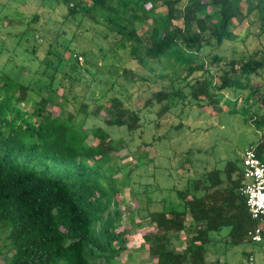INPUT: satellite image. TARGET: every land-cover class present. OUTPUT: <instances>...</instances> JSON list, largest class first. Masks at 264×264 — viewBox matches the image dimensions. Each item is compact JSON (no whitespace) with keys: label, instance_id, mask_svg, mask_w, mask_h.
<instances>
[{"label":"trees","instance_id":"trees-1","mask_svg":"<svg viewBox=\"0 0 264 264\" xmlns=\"http://www.w3.org/2000/svg\"><path fill=\"white\" fill-rule=\"evenodd\" d=\"M252 12L258 18L256 32L236 33ZM48 22L62 28L52 32L45 27ZM3 26L17 30L0 38V256L9 255L6 264H124L116 260L127 242L121 196L134 169L152 159L138 149L134 168L112 158L126 144L76 117L85 114L87 97L98 100L94 114L103 111L107 127L124 126L142 147L171 142V133L183 127L180 120L159 135L154 132L174 107L188 111L194 102L200 111L215 114L221 103L226 115L262 131L248 147L264 164V0H0V30ZM77 34L96 52L75 45ZM248 38L259 41L251 51ZM36 40L45 42L46 50L37 58L38 76L27 83L18 61L21 55H35L25 43ZM235 41L246 55L231 59L224 50ZM116 48L141 72L126 66L118 70L109 60ZM96 75L108 77V87L100 79L94 83ZM163 81L167 84L161 86ZM153 85L157 89L151 90ZM77 86H83L78 95ZM41 91L45 97L30 110L20 107L28 93ZM107 95L108 105L101 106ZM132 96L144 98L141 107L129 102ZM47 105L60 114L46 111ZM144 134L150 142H144ZM186 157L189 163L188 151ZM196 176L184 177L180 189H171L181 201L179 210L165 208L147 191L143 204L135 199L134 212L153 229L142 234L137 250H145L154 264H209L207 247L221 228L227 229L224 246L249 243L246 233L256 222L238 191L240 158ZM186 216L191 235L181 241L177 234L185 230ZM128 217L136 230L133 212ZM171 240L183 247L171 249Z\"/></svg>","mask_w":264,"mask_h":264},{"label":"rangeland","instance_id":"rangeland-1","mask_svg":"<svg viewBox=\"0 0 264 264\" xmlns=\"http://www.w3.org/2000/svg\"><path fill=\"white\" fill-rule=\"evenodd\" d=\"M55 13L56 15L54 14L53 19L57 20V15L60 12L59 10H56ZM257 26V14L256 12H252L248 16V19L244 20L235 32L239 33V31L243 29H248L249 33H254L258 28ZM45 27L52 32L55 31V33L62 28L55 22H48L45 24ZM70 30L73 31V28L70 27ZM16 31L17 30L14 27L7 28L3 26L0 30V38L5 39V34L7 32L15 33ZM259 40L261 41L262 38H259ZM245 43L247 50L251 51L259 44V41L248 38ZM76 44L81 48L96 52L94 44L91 45V43L84 40L80 34L76 35L75 45ZM25 46H28L29 48L34 47L35 55H21L18 64L23 66L20 71L22 79L27 83L30 80L29 82L31 83V80L38 76L37 71L40 67L37 58L44 55L46 43L36 40L33 43H25ZM52 46L59 49V46L54 42ZM226 47L224 54L231 59H238L246 55L245 49L239 41L227 43ZM110 55V62H112L118 70L120 67L126 66L137 72H141L140 67L126 63V55L122 49L116 48L110 51ZM96 59L99 64L100 60H98V57ZM77 61L78 63L82 62V58H77ZM204 62L205 65L209 63L207 57H204ZM90 77H92V74ZM99 79L105 82L104 88L108 87V77L96 75L94 83H97ZM214 82L217 83L215 79ZM165 84H167V81H163L161 86H164ZM82 88L83 86L74 87L73 92L78 95ZM146 88L145 86H142L140 92L145 94L147 92ZM153 88L157 89V85H153L151 90ZM93 89H96V87ZM130 91H134V88L130 89ZM45 94L44 91L28 93L27 101L24 105L21 104L20 107L30 110L37 100L41 97H45ZM95 95L97 94L95 93ZM143 100L144 98L138 100L132 96L129 102L135 109H137L144 103ZM84 101L88 106L85 110V114L80 111L77 112L76 117L84 118L86 127L98 126L107 131L110 138L114 140L122 139L124 145H127L122 146V149L117 153H111L110 156L112 158H115L120 164L126 163L129 165V168H134L137 163L132 155H134V152L138 149V152H147V158L152 159L150 163L143 166H137L138 168L134 169L131 175L130 187L125 188L121 196L126 206V210H124L122 215L121 223L125 229H127V242L125 244L126 250L120 253L116 260L124 264H154L155 262L145 250H137L142 242V234L149 233L153 231V229L152 226L146 223V220H139V216L134 212V207L137 206L135 199L139 202V205L143 204L142 193L147 191L151 193L154 199L164 201L163 205L165 208L172 207L179 210L181 201L171 189H180L181 184L183 185L184 183V177L195 178L197 177V173L199 174L210 169L222 170L226 161L240 158L243 150L248 147V145H254L259 141L262 134V131L254 130L251 125L244 124L239 117L226 115L224 113L225 109L221 103L217 104L215 109H213L215 114H210L209 112L200 111L195 106V103L191 102L188 111L186 109L181 111L183 108L178 105L158 121L160 128L155 130L154 133L156 135L163 133L164 126L166 127L176 124L179 120L181 124H183L182 128L171 133L172 138L168 145L155 142L152 146L142 147L140 145V140L135 137L132 138L124 126L107 127L102 120L103 111L94 114V107L98 103V100L94 103L91 98L87 97ZM99 102L101 103V106H107L108 95L101 101L99 100ZM70 110L73 109L69 107L68 111ZM46 111H55L54 113L59 112L60 114L58 109L50 107V105L46 106ZM186 113L187 115H185ZM150 129L151 126L149 124L145 125L143 128L146 133L149 132ZM175 134L177 135L175 136ZM143 140L144 142H150L151 138L144 134ZM93 141L94 140L91 136H88L86 139L88 144H91ZM187 151L190 156L189 163L185 162ZM168 172L170 176L167 175ZM157 183L160 184L159 190L156 187ZM140 208H143V206H140ZM129 212H133V224H139V227H137L136 230L133 229L132 224L129 222ZM189 223L190 220L188 216H186L184 221L185 230L177 234L181 241L191 235ZM226 232V228H221L218 231V234L213 236L212 242L207 247V261L209 264H248L249 258H251L252 264H264V243H243L237 247H227L223 245L221 240ZM171 242L173 243L171 249L175 251L183 247V242H180L179 244H175L173 240H171ZM244 255H247V258H245ZM8 258L9 255H1L0 264H6Z\"/></svg>","mask_w":264,"mask_h":264},{"label":"built area","instance_id":"built-area-1","mask_svg":"<svg viewBox=\"0 0 264 264\" xmlns=\"http://www.w3.org/2000/svg\"><path fill=\"white\" fill-rule=\"evenodd\" d=\"M242 185L239 193L245 198L246 211L249 218L256 222L248 230L246 239L249 243L262 242L264 233V164L255 155L251 147L245 148L240 156ZM248 264H252L251 258Z\"/></svg>","mask_w":264,"mask_h":264}]
</instances>
